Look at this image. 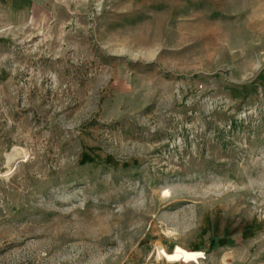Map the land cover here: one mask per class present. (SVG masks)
Wrapping results in <instances>:
<instances>
[{"label": "rangeland", "instance_id": "rangeland-1", "mask_svg": "<svg viewBox=\"0 0 264 264\" xmlns=\"http://www.w3.org/2000/svg\"><path fill=\"white\" fill-rule=\"evenodd\" d=\"M51 27L0 50V264H264V0Z\"/></svg>", "mask_w": 264, "mask_h": 264}, {"label": "crops", "instance_id": "crops-1", "mask_svg": "<svg viewBox=\"0 0 264 264\" xmlns=\"http://www.w3.org/2000/svg\"><path fill=\"white\" fill-rule=\"evenodd\" d=\"M69 2L74 0H0V50L5 38L50 32Z\"/></svg>", "mask_w": 264, "mask_h": 264}, {"label": "bare ground", "instance_id": "bare-ground-1", "mask_svg": "<svg viewBox=\"0 0 264 264\" xmlns=\"http://www.w3.org/2000/svg\"><path fill=\"white\" fill-rule=\"evenodd\" d=\"M12 163V162H11Z\"/></svg>", "mask_w": 264, "mask_h": 264}]
</instances>
